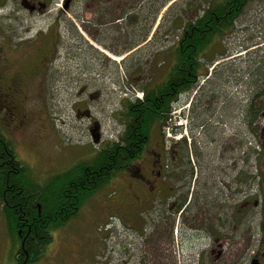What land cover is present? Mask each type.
Here are the masks:
<instances>
[{
  "label": "flooded vegetation",
  "instance_id": "obj_1",
  "mask_svg": "<svg viewBox=\"0 0 264 264\" xmlns=\"http://www.w3.org/2000/svg\"><path fill=\"white\" fill-rule=\"evenodd\" d=\"M253 1L248 0L245 5L234 1L233 5L241 10L233 23ZM230 5V0H11L19 67L0 58V120L9 114L16 120L15 128L23 123L24 127H30L31 118L24 104L31 87L41 85L42 73L73 69L76 74L68 76V81L84 86L83 81L95 76L93 71L107 62L131 63L134 51L143 45L150 50L157 48L149 52V63L160 68V73L151 72L147 80L161 81L170 71L173 50L180 45L185 29L190 27L191 33H195L196 23L202 22L208 13L203 21L205 30L210 32L213 23L226 21V8ZM195 7L198 12L194 13ZM172 8L187 17L171 21L170 26L179 32L166 41L164 37L170 29L156 35L162 29H157L159 20L164 18L159 14L169 13ZM212 8L218 9L223 17L211 18ZM210 47L200 54L203 58L204 54L209 58L220 55L210 54ZM122 52L126 53L118 55ZM194 57L199 64L200 57L197 54ZM130 71L133 78L140 70L134 67ZM207 71L205 64L194 70L198 92L194 106L182 113L183 117L186 115L185 121L169 123L171 112L155 120L138 158L123 169L126 175L140 179L146 198L132 193L133 199L137 197L142 202L145 215L138 232L149 254L148 260L142 255L137 264H264V89L259 87L249 96L250 89L244 86L242 76L233 82L231 74L217 73L220 79L216 81ZM205 81L211 87L204 91ZM233 84L240 88L236 100L231 96ZM256 85L254 82L253 86ZM122 120L119 115V124L124 128ZM95 127L99 132L101 126L93 119L91 129ZM2 131L0 174L8 188L16 151ZM255 131L258 144L251 142L249 147L250 175H243L239 157L235 158L233 152L239 148V133L253 135ZM150 139L151 150L146 148ZM28 172L32 178L28 182L34 187L43 186L52 178L45 183L37 182ZM5 192L0 193V203L6 217ZM27 197L33 198L30 193ZM14 216L16 229L7 222L17 242L12 264H35L52 238V229L44 225L43 234L36 237L34 232L31 234L32 220L26 223L23 216ZM41 223L46 224V219ZM132 256L127 259L122 256L117 264H131Z\"/></svg>",
  "mask_w": 264,
  "mask_h": 264
},
{
  "label": "rangeland",
  "instance_id": "obj_2",
  "mask_svg": "<svg viewBox=\"0 0 264 264\" xmlns=\"http://www.w3.org/2000/svg\"><path fill=\"white\" fill-rule=\"evenodd\" d=\"M10 5L11 0H0V58L4 57L9 65L19 67L17 43L13 33L16 23L12 18ZM195 12H198L197 7ZM243 12L235 21L230 34L210 45V54L221 51V55H217L211 62H205V65L209 68L207 72L211 73V78L216 81L220 79L216 76L217 73L220 76L231 74L233 82L242 76L244 86L249 87V96H252L259 87L264 89V0L250 2ZM163 13L159 14L164 18H160V25L157 26V29H162L156 35L161 36L164 30L170 29L167 37H164V40L170 41L179 32L170 26L171 21L187 15H179L176 8ZM67 14L72 15L70 12ZM153 50L144 45L138 47L134 51L133 61L128 65H123L122 61H117L116 65L107 62L93 71L95 76H89L88 80L83 81L84 86L68 81V76L76 74L73 69L42 73L41 85L31 87L29 98L24 104L25 111L31 118L28 121L30 127H24L23 123L15 128L13 124L16 120L11 119L9 114L1 118L0 129L12 142L16 158L29 167L35 181L45 183L79 161H89L104 143L119 139L123 127L119 124L118 117L124 101L136 99L143 87L160 82L147 80L151 72L160 73L157 65L149 63V52ZM124 53L126 52L118 55ZM200 61L202 68L203 61ZM134 67L140 71L130 78V70ZM152 67L154 68L151 69ZM254 82L256 86H253ZM203 84L204 91L211 87L208 81ZM198 85L193 91L184 92L177 97L171 108L169 123L175 120L185 121L186 115L183 117L182 113L186 114L194 106ZM232 90V99H238L236 92L240 88L233 84ZM93 119L101 126V141L97 145L93 144L90 132ZM253 120L258 121L257 118ZM243 133H239V148L233 153L235 158L239 157V163L243 167L241 173L248 175L251 171L250 165H247L250 158L249 147L252 146L251 142L258 144V133ZM146 146L151 150V139ZM141 186L139 178H132L123 170L112 174L100 188L83 197L74 216L59 226L50 227L52 238L35 264H117L119 258L123 256L127 259L131 254V264H137L142 255L143 259L147 256L148 260V250L143 247L142 235L138 232L142 229L145 213L142 211V202L137 197L132 198V193L135 192L143 200L146 199ZM7 226V218L0 203V264H12V255L17 246L15 235ZM193 255L195 253L192 251L190 256Z\"/></svg>",
  "mask_w": 264,
  "mask_h": 264
},
{
  "label": "trees",
  "instance_id": "obj_3",
  "mask_svg": "<svg viewBox=\"0 0 264 264\" xmlns=\"http://www.w3.org/2000/svg\"><path fill=\"white\" fill-rule=\"evenodd\" d=\"M234 1H242L245 5L248 0H230L231 5L226 8V21L213 23L210 32L205 30L203 21L208 13L203 16L202 22L196 23L195 33H191L190 27L185 29L180 45L173 50L174 61L167 77L149 87H143L141 99L124 101L119 112L124 124L119 139L104 143L89 161H79L65 172L54 175L47 184L34 187L28 182L32 179L27 173L29 169L16 158V154L14 155V167H10L11 177L7 181L10 184L8 188L5 187L0 174V193L6 191L4 193L6 204L10 206L5 205L9 227L16 229L14 214L21 215L25 219L24 222L33 221L31 226L34 231L31 234L34 232L33 235L36 237L41 236L44 225L48 228L53 225L59 226L60 223L74 216L83 197L100 188L112 174L122 171L127 164L138 158L137 154L141 153L143 145L148 142L153 122L163 119L170 113L177 97L184 92L193 91L192 89L197 85L198 79L194 75V70L198 66L201 68L200 60L204 65L205 62H211L216 57L209 58L204 54L203 58L200 54L206 47L213 45L215 40L219 41L224 33L229 34L233 30L235 25L232 22L233 18L241 10L240 6L233 5ZM210 13H212L211 18L223 17L216 8H212ZM195 54L200 57L199 64L195 61ZM205 68L208 70L206 65ZM1 146L2 142L0 150L3 152ZM7 157L6 155L5 159ZM29 193L33 198L28 199ZM42 219H46V224L41 223Z\"/></svg>",
  "mask_w": 264,
  "mask_h": 264
},
{
  "label": "water",
  "instance_id": "obj_4",
  "mask_svg": "<svg viewBox=\"0 0 264 264\" xmlns=\"http://www.w3.org/2000/svg\"><path fill=\"white\" fill-rule=\"evenodd\" d=\"M90 132H91L93 144H99L101 137H100V134L98 132V128L95 127L93 129H91Z\"/></svg>",
  "mask_w": 264,
  "mask_h": 264
}]
</instances>
